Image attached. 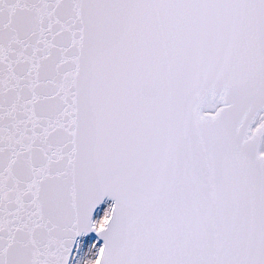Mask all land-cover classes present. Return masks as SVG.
<instances>
[{"label":"snow or ice","instance_id":"1","mask_svg":"<svg viewBox=\"0 0 264 264\" xmlns=\"http://www.w3.org/2000/svg\"><path fill=\"white\" fill-rule=\"evenodd\" d=\"M0 264H264V0H0Z\"/></svg>","mask_w":264,"mask_h":264}]
</instances>
